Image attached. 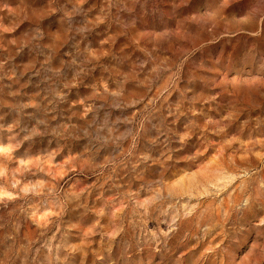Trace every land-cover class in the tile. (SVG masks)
Wrapping results in <instances>:
<instances>
[{"label":"rangeland","instance_id":"1","mask_svg":"<svg viewBox=\"0 0 264 264\" xmlns=\"http://www.w3.org/2000/svg\"><path fill=\"white\" fill-rule=\"evenodd\" d=\"M0 264H264V0H0Z\"/></svg>","mask_w":264,"mask_h":264}]
</instances>
